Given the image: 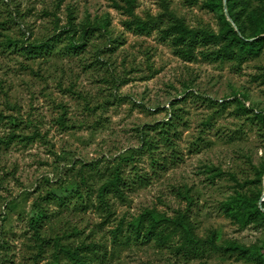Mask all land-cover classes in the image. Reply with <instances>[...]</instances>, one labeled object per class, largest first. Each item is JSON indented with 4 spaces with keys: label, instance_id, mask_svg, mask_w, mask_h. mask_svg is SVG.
I'll use <instances>...</instances> for the list:
<instances>
[{
    "label": "rangeland",
    "instance_id": "374dc122",
    "mask_svg": "<svg viewBox=\"0 0 264 264\" xmlns=\"http://www.w3.org/2000/svg\"><path fill=\"white\" fill-rule=\"evenodd\" d=\"M164 4L192 28H221L224 12L205 0H135L134 13L158 16ZM127 6L0 0V264H73L56 238L94 264H255L209 245L178 249V236L128 239L126 228L145 210L183 212L197 236L264 256V224L243 226L223 207L264 192V47L242 63L206 59L203 46L186 60L158 29H129ZM45 40L42 54L22 48ZM117 166L126 183L121 196L105 191L107 210L98 191ZM39 208L44 248L31 225Z\"/></svg>",
    "mask_w": 264,
    "mask_h": 264
},
{
    "label": "trees",
    "instance_id": "16d2710c",
    "mask_svg": "<svg viewBox=\"0 0 264 264\" xmlns=\"http://www.w3.org/2000/svg\"><path fill=\"white\" fill-rule=\"evenodd\" d=\"M197 1V0H195ZM127 13L132 19L126 22L129 29L139 33H149L154 29H158L162 39H169L174 47L175 53L186 59L194 60L196 58V49L199 46L205 47L198 53L209 60H235L239 63L258 56L264 47V0H205V5L211 9H220L224 13L221 15V28L219 32L210 29L192 28L186 24L183 18L176 16L164 4V10L158 16H149L142 19L134 13L135 0H127ZM225 5L227 6L226 15ZM52 40L43 42H34L23 45L30 55H39L51 48ZM71 49H81L82 43H71ZM261 76L264 80V71ZM4 118L0 112V120ZM264 124V115L259 116ZM163 133H167L164 127ZM164 141L169 142L171 139L165 134ZM13 139L10 137L9 142ZM28 139V138H26ZM144 146L152 147L151 140H144ZM110 179L98 191V198L107 210L109 204L105 198V191H114L120 196L123 194V186L126 183L121 175L119 166L114 168L110 173ZM264 171L259 172L258 181H262ZM144 179V178H143ZM142 180V185L147 182ZM263 190L252 192L251 194L237 193L236 196L227 200L224 209L231 217L235 218L241 225L264 224V211L260 208L259 202L262 197ZM60 202H65L64 198H60ZM264 207V200L262 201ZM48 214L41 208L36 210L31 217V225L35 230V234L40 241V247L50 243V239L42 238L40 227ZM123 224L120 223L115 228V237L124 230ZM130 239L151 241L164 244L175 236L182 240L178 249L195 252L205 245H209L215 250L233 251L239 258L252 260L255 264H264V256L258 253L256 249H250L236 241L227 242L219 245L215 241L214 236L201 238L196 235L195 227L188 215L179 212L174 217L161 215L155 210H145L138 217L128 222L126 228ZM132 235V236H131ZM54 245L58 248V253L65 252L71 259L73 264H94L91 259L81 253L80 248H70L60 244L59 239L54 240ZM90 250L96 251L93 246H88ZM82 249V247H81ZM95 253V252H94Z\"/></svg>",
    "mask_w": 264,
    "mask_h": 264
},
{
    "label": "water",
    "instance_id": "95a60500",
    "mask_svg": "<svg viewBox=\"0 0 264 264\" xmlns=\"http://www.w3.org/2000/svg\"><path fill=\"white\" fill-rule=\"evenodd\" d=\"M225 10H226V15L228 16V18H229V15H228V12H227V6L225 5ZM264 200V192H263V194H262V197H261V199H260V202H259V206H260V208L264 211V207L262 206V201Z\"/></svg>",
    "mask_w": 264,
    "mask_h": 264
}]
</instances>
